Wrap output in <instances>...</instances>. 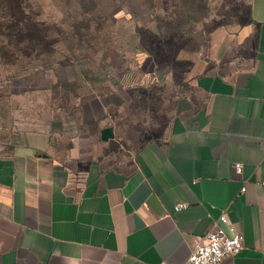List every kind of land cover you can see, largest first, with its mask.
I'll use <instances>...</instances> for the list:
<instances>
[{"label": "crops", "instance_id": "obj_1", "mask_svg": "<svg viewBox=\"0 0 264 264\" xmlns=\"http://www.w3.org/2000/svg\"><path fill=\"white\" fill-rule=\"evenodd\" d=\"M194 64L164 131L107 91L0 142V264H184L215 222L264 264V0Z\"/></svg>", "mask_w": 264, "mask_h": 264}, {"label": "rangeland", "instance_id": "obj_2", "mask_svg": "<svg viewBox=\"0 0 264 264\" xmlns=\"http://www.w3.org/2000/svg\"><path fill=\"white\" fill-rule=\"evenodd\" d=\"M250 2L0 0V142L63 116L71 124L77 107L107 91L166 130L210 36L238 29Z\"/></svg>", "mask_w": 264, "mask_h": 264}, {"label": "built area", "instance_id": "obj_3", "mask_svg": "<svg viewBox=\"0 0 264 264\" xmlns=\"http://www.w3.org/2000/svg\"><path fill=\"white\" fill-rule=\"evenodd\" d=\"M235 167L238 172H241L243 164L237 162ZM241 191H246V187L243 186ZM187 205L185 202L178 203L175 209L181 210ZM218 220L227 222L225 213H222ZM230 227L233 232L231 236L218 222H215L206 235L195 237L192 241L191 253L184 264H220L225 258L239 254L244 248L245 236L233 225Z\"/></svg>", "mask_w": 264, "mask_h": 264}, {"label": "trees", "instance_id": "obj_4", "mask_svg": "<svg viewBox=\"0 0 264 264\" xmlns=\"http://www.w3.org/2000/svg\"><path fill=\"white\" fill-rule=\"evenodd\" d=\"M3 1L4 2L5 1H7V2L12 1V2H14L16 4V6H18V8H19V6L22 5V2H23V0H3Z\"/></svg>", "mask_w": 264, "mask_h": 264}]
</instances>
